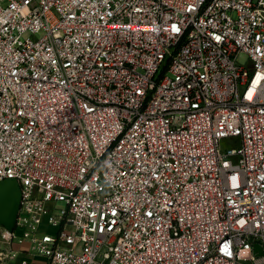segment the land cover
<instances>
[{
    "label": "built area",
    "instance_id": "1",
    "mask_svg": "<svg viewBox=\"0 0 264 264\" xmlns=\"http://www.w3.org/2000/svg\"><path fill=\"white\" fill-rule=\"evenodd\" d=\"M4 178L1 262L264 264V0H0Z\"/></svg>",
    "mask_w": 264,
    "mask_h": 264
},
{
    "label": "water",
    "instance_id": "2",
    "mask_svg": "<svg viewBox=\"0 0 264 264\" xmlns=\"http://www.w3.org/2000/svg\"><path fill=\"white\" fill-rule=\"evenodd\" d=\"M21 198V185L16 178L0 180V224L10 230L16 227ZM257 249H259L258 246Z\"/></svg>",
    "mask_w": 264,
    "mask_h": 264
},
{
    "label": "crops",
    "instance_id": "3",
    "mask_svg": "<svg viewBox=\"0 0 264 264\" xmlns=\"http://www.w3.org/2000/svg\"><path fill=\"white\" fill-rule=\"evenodd\" d=\"M11 246L15 255L7 258L6 261H0V264H21L22 262L47 264L45 257L37 255L31 250L29 241L20 242L15 236L11 241Z\"/></svg>",
    "mask_w": 264,
    "mask_h": 264
},
{
    "label": "rangeland",
    "instance_id": "4",
    "mask_svg": "<svg viewBox=\"0 0 264 264\" xmlns=\"http://www.w3.org/2000/svg\"><path fill=\"white\" fill-rule=\"evenodd\" d=\"M238 60L240 61V63L242 65H245L249 70H252V67H253L252 62H251V60H249V58L247 57L246 54H244V53L240 54ZM235 140H236V138L224 139L222 142V147L228 148L230 146H234L236 143ZM63 205H64V203L62 201H59L57 203V206H63ZM21 232H22V229L18 228L17 233L20 234Z\"/></svg>",
    "mask_w": 264,
    "mask_h": 264
}]
</instances>
